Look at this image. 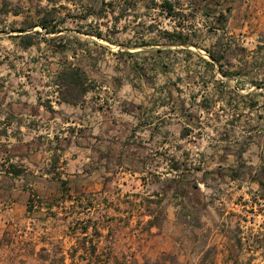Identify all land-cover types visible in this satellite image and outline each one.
Segmentation results:
<instances>
[{
  "label": "rangeland",
  "instance_id": "obj_1",
  "mask_svg": "<svg viewBox=\"0 0 264 264\" xmlns=\"http://www.w3.org/2000/svg\"><path fill=\"white\" fill-rule=\"evenodd\" d=\"M43 19L117 94L84 178L0 209V264H264V0H0V85L39 78Z\"/></svg>",
  "mask_w": 264,
  "mask_h": 264
},
{
  "label": "crops",
  "instance_id": "obj_2",
  "mask_svg": "<svg viewBox=\"0 0 264 264\" xmlns=\"http://www.w3.org/2000/svg\"><path fill=\"white\" fill-rule=\"evenodd\" d=\"M61 32L46 30L47 36L37 32L46 45L35 38L28 47L17 41L18 48L32 55L45 52L46 61L38 62L36 57L30 65L28 72L38 79L20 77L15 84L0 85V205L6 204L0 209H27L34 191L47 197L62 182L84 178L88 162L97 163L96 151L102 149L103 114L107 105L112 106L117 88L99 79L97 72L103 71L100 60L71 63L87 78L83 91L79 86L76 98L66 99L65 86L58 79L65 65L55 61L54 39L48 35ZM107 52L116 60L111 68L122 66L117 52L110 48Z\"/></svg>",
  "mask_w": 264,
  "mask_h": 264
},
{
  "label": "trees",
  "instance_id": "obj_3",
  "mask_svg": "<svg viewBox=\"0 0 264 264\" xmlns=\"http://www.w3.org/2000/svg\"><path fill=\"white\" fill-rule=\"evenodd\" d=\"M168 14L169 15H173V9H172V5H168ZM40 24L43 28H46V30L49 32H55V31H60L62 29H59L57 26H53L51 28H49V25H48V21L46 19H43L42 21H40V23H35L33 26H36ZM32 33H26L25 35H18V36H21L22 38V43L25 47H28L30 46L31 44H33V37L31 35ZM98 36L102 37L101 33H97ZM166 36L169 38V40L172 42V43H178V44H186L187 41L186 39L184 38L183 34L180 33L178 35H176L175 32H169L167 31L166 32ZM103 38V37H102ZM159 52H161L162 50L159 49L158 50ZM210 58L212 60H214L215 62H219V58L215 55V53L211 50H207ZM126 54L131 56L132 53L129 52V51H126ZM203 61L209 65H213L214 62L202 57ZM139 69H142L143 70V67H139L138 65H136V70H139ZM87 77L83 75V72L81 71L80 68L78 67H73L72 64H67L64 66L63 70L60 71V73L58 74V79L60 80V83L65 86V90L63 92L64 94V97H66V99H69V98H76L77 96V93L78 92V88L80 86V89H81V92L83 91V83H84V80L86 79ZM63 184V182H62ZM34 196H31L28 200V209H31L32 207H34ZM86 232L88 230V228L86 227L84 229ZM91 248L93 249V251H96V246L95 245H92ZM50 264H53V263H50ZM62 264H64V259H63V262ZM70 264H77V262L72 258V261Z\"/></svg>",
  "mask_w": 264,
  "mask_h": 264
}]
</instances>
